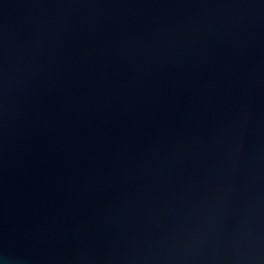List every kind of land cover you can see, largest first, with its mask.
Here are the masks:
<instances>
[{
    "label": "water",
    "instance_id": "obj_1",
    "mask_svg": "<svg viewBox=\"0 0 264 264\" xmlns=\"http://www.w3.org/2000/svg\"><path fill=\"white\" fill-rule=\"evenodd\" d=\"M0 264H264V0H0Z\"/></svg>",
    "mask_w": 264,
    "mask_h": 264
}]
</instances>
